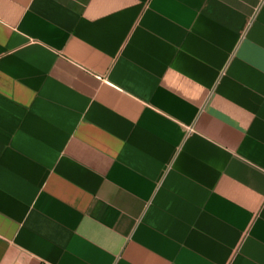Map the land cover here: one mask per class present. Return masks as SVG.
Instances as JSON below:
<instances>
[{
	"label": "crops",
	"instance_id": "obj_1",
	"mask_svg": "<svg viewBox=\"0 0 264 264\" xmlns=\"http://www.w3.org/2000/svg\"><path fill=\"white\" fill-rule=\"evenodd\" d=\"M0 264H264V0H0Z\"/></svg>",
	"mask_w": 264,
	"mask_h": 264
}]
</instances>
